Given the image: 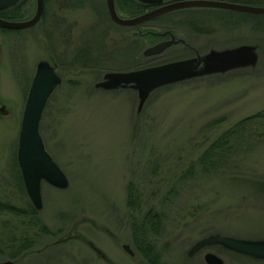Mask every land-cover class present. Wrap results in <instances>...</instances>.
Returning a JSON list of instances; mask_svg holds the SVG:
<instances>
[{
    "label": "rangeland",
    "instance_id": "rangeland-1",
    "mask_svg": "<svg viewBox=\"0 0 264 264\" xmlns=\"http://www.w3.org/2000/svg\"><path fill=\"white\" fill-rule=\"evenodd\" d=\"M104 1L50 0L42 25L0 29V202L32 204L14 160L29 89L43 60L58 64L62 83L45 107L40 133L69 179L64 190L42 183L39 214L51 234L26 228L29 218L0 212V247L28 229L34 239L16 260L0 255V264H148L133 229L152 209L162 218L152 240L162 264H207V252L226 264H264L219 246L189 256L211 235L264 240V119L245 130L242 150L234 148L219 167L204 170L199 163L225 131L264 111V14L208 8L219 12L218 25L208 28L219 30L193 40L203 58L245 48L255 62L216 70L219 61L210 60L142 98L138 88L99 84L111 73L194 60L184 48L152 52L159 41L149 33L170 28L180 15L146 23L140 30L148 34L140 36L136 28L115 24ZM127 1L119 9L123 17L135 12ZM218 1L264 6V0ZM35 12L31 0L24 19ZM177 28L183 36L185 27ZM131 185L136 207L129 205Z\"/></svg>",
    "mask_w": 264,
    "mask_h": 264
},
{
    "label": "water",
    "instance_id": "water-1",
    "mask_svg": "<svg viewBox=\"0 0 264 264\" xmlns=\"http://www.w3.org/2000/svg\"><path fill=\"white\" fill-rule=\"evenodd\" d=\"M19 1L0 0V10L16 6ZM139 1L146 4L161 5L164 0ZM107 2L110 18L115 24L122 27L138 26L168 12L184 8H218L251 14H264V6L217 0H185L161 6L154 11L134 18H123L117 12L115 0H107ZM44 11L45 0H36V12L31 19L10 21L0 18V28L6 30H25L32 28L41 22ZM168 45H159L152 52H160L161 49L168 47ZM209 59L211 61L206 58L203 60L194 59L172 62L128 73H111L106 76L104 82L99 84V87L106 90L128 87L138 88L142 98H144L156 88L190 76L203 62L207 64L209 61H219V66L216 70H228L234 67L244 66L245 64H253L255 62V55L249 49L241 48L237 51H229L220 55L211 54ZM61 83L62 78L57 73L56 67L50 61L43 60L39 62L23 113L18 146V164L26 192L37 211L43 209L42 183L44 181L62 190L69 187L67 175L47 151L40 133V124L45 106L53 92ZM4 113L6 114L7 112L4 111ZM214 245H222L235 252L264 259V240H244L219 234L208 236L199 241L194 245L189 256L192 257L201 249ZM123 248L130 255H134L129 245H124ZM205 261L207 264H224L222 258L211 252L206 254Z\"/></svg>",
    "mask_w": 264,
    "mask_h": 264
},
{
    "label": "trees",
    "instance_id": "trees-1",
    "mask_svg": "<svg viewBox=\"0 0 264 264\" xmlns=\"http://www.w3.org/2000/svg\"><path fill=\"white\" fill-rule=\"evenodd\" d=\"M30 1L31 0H21L20 4L17 5L14 10H5L1 12L0 17L8 20L24 19V11L28 7ZM46 4L48 7L50 4V0H46ZM47 12L48 11L46 9V16ZM136 13L137 12H133V15ZM4 31L8 32V30ZM263 119L264 111L240 121L230 129L225 131L222 137L218 139L210 147L207 153H205V155L199 160L200 165L204 168V170H211L219 167V165L223 164L227 160V157L229 156L228 154L231 153L234 148L242 150L245 144V142H243L245 130H247L257 121H261ZM14 166L17 170L19 181L21 182L22 187L25 188L18 160L16 158L14 160ZM129 191V205L131 207H136L137 195H135L132 185L129 187ZM0 212L11 213L16 218L21 216L24 218H29V222H26L27 219L24 220V226L26 228L35 227L40 233L51 234V231L40 219L39 211H37L31 203L27 207L22 208L16 204L14 205L11 203L0 202ZM161 223L162 218L160 213L152 209L148 213V217H146L141 224L139 223L134 225L133 237L135 240V244L137 245L138 250L144 255V258L146 259L148 264H162L160 262V255L157 252L155 245H153L152 243L153 236L160 234ZM30 231L31 229L25 230V233H21L20 236H12L7 241H2L3 247H0V255H6V257L10 260H16L26 251L32 249V247H34V239ZM6 250L7 254H5Z\"/></svg>",
    "mask_w": 264,
    "mask_h": 264
},
{
    "label": "flooded vegetation",
    "instance_id": "flooded-vegetation-1",
    "mask_svg": "<svg viewBox=\"0 0 264 264\" xmlns=\"http://www.w3.org/2000/svg\"><path fill=\"white\" fill-rule=\"evenodd\" d=\"M131 1H132V8L134 9L133 11H135L137 13L134 15L131 14L130 17H125V16L123 17L119 14V9L122 7L125 8V6H129V2L127 0H123L120 3L121 4L120 5L118 0H115V6L117 9V12L121 17H123V18H134V17L140 16V15H143L145 13L154 11V10L160 8L161 6H164V5H167L170 3H174V2L185 1V0H164L161 5H159V4H146V3H143L139 0H131ZM20 2H21V0L19 1V3L17 5H19ZM230 2H234V1H230ZM244 4H247V3H244ZM73 5L76 7L74 1H73ZM16 6H13L11 8L5 9V10H9V11L11 10L12 11L15 9ZM104 7L107 9V11L109 13L107 0L104 1ZM46 9H47V4H46V0H45V11H44L43 17L41 19V22L39 23L41 25L44 23V18L46 17ZM216 9H218V8H216ZM5 10H0V13L5 11ZM173 14L180 15V16H177V18L173 19V26H171L170 28L165 29L161 32L149 33V34L154 35L152 37L158 38V41H159L158 44L159 45L169 44L168 47H172L171 49H176V48L188 49V51H190L191 53L194 54V57L192 59H196V60L205 59V58H203L204 56H203V53L200 51V49H197L192 42H193V40H201L202 38L208 36L209 32H214L216 30V26H214L215 28L212 26H211V28H208V25L209 24L210 25H218V23H219V12L211 11L208 8H202V7L184 8V9H179L176 11L168 12V13L163 14L161 16H158V17H156V18H154L148 22L155 21L159 18L165 17L167 15H173ZM109 17H110V15H109ZM3 19H5V18H3ZM6 20H8V19H6ZM23 20H29V19L10 20V21H23ZM148 22H145V23L140 24L138 26H133L131 28H136V30L138 31L136 33L140 36L146 35L148 33H142V31L140 29L142 28L143 25H145ZM178 25H183L185 27L184 28L185 29V32H184L185 36L184 35L181 36L180 33L178 32V28H177ZM0 29H2V28H0ZM25 30H27V29H25ZM218 30H219V28L217 29V31ZM10 31H21V30H8V32H10ZM217 31H215V32L217 33ZM50 62L52 63V65H54L56 67V70L58 73V64L53 59H51ZM203 65H204V62L199 67L201 68ZM48 102H47V104H48ZM258 241H260V240H258ZM214 246H219L220 249H222L223 251H226V252H228L234 256L243 257V258L248 259L249 261L264 263V259H259V258H255L252 256H247V255L241 254L239 252H235L233 250H230V249H228L222 245H214ZM208 247H213V246H208ZM205 248H207V247H205ZM205 248H203V249H205ZM207 253H209V252H207ZM219 257L222 258L220 255H219ZM223 261H224V264H226L224 259H223Z\"/></svg>",
    "mask_w": 264,
    "mask_h": 264
}]
</instances>
